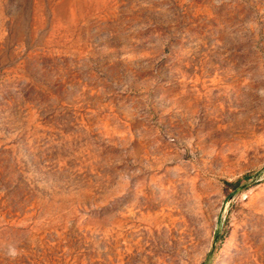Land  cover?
<instances>
[{
    "label": "rangeland",
    "instance_id": "rangeland-1",
    "mask_svg": "<svg viewBox=\"0 0 264 264\" xmlns=\"http://www.w3.org/2000/svg\"><path fill=\"white\" fill-rule=\"evenodd\" d=\"M0 264H264V0H0Z\"/></svg>",
    "mask_w": 264,
    "mask_h": 264
}]
</instances>
